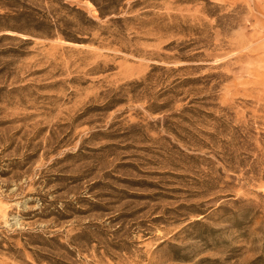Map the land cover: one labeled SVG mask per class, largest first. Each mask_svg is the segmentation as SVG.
I'll list each match as a JSON object with an SVG mask.
<instances>
[{
    "label": "rangeland",
    "instance_id": "rangeland-1",
    "mask_svg": "<svg viewBox=\"0 0 264 264\" xmlns=\"http://www.w3.org/2000/svg\"><path fill=\"white\" fill-rule=\"evenodd\" d=\"M0 264H264V0H0Z\"/></svg>",
    "mask_w": 264,
    "mask_h": 264
}]
</instances>
